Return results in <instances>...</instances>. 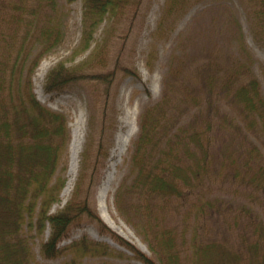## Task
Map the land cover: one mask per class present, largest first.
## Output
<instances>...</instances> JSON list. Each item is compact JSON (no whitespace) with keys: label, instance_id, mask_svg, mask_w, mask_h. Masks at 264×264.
I'll use <instances>...</instances> for the list:
<instances>
[{"label":"trees","instance_id":"1","mask_svg":"<svg viewBox=\"0 0 264 264\" xmlns=\"http://www.w3.org/2000/svg\"><path fill=\"white\" fill-rule=\"evenodd\" d=\"M126 1L82 0L78 49L88 48L99 23ZM189 1L166 0L163 18L181 13ZM246 9L255 30L264 33V0H246ZM229 22L231 27L233 19ZM233 25L236 52L226 67L206 60L201 75L186 64L184 52L176 55L159 98L140 112L129 173L116 187L113 204L150 255L109 227L92 205L97 165L106 149L104 117L94 154L88 142L81 150L70 196L49 211L65 180L68 127L63 112L36 97L30 75L61 41L57 3L0 0V264H43L35 260L24 227L39 236L49 227L40 253L45 258L69 254L59 264H85L81 258L87 255H122V250L87 235L59 246L69 227L83 218L143 264H264V94L241 27L238 21ZM85 60L73 65L57 61L44 75L43 90L58 93L80 79L97 78L82 71ZM94 123L90 113L89 140ZM225 170L254 200L233 210L234 218H242V251L197 234L200 214L216 208L215 202L227 205L200 196L206 179Z\"/></svg>","mask_w":264,"mask_h":264},{"label":"rangeland","instance_id":"2","mask_svg":"<svg viewBox=\"0 0 264 264\" xmlns=\"http://www.w3.org/2000/svg\"><path fill=\"white\" fill-rule=\"evenodd\" d=\"M165 1L127 0L117 7L114 15L106 16L99 23L89 47L80 50L82 0H56L57 19L63 30L61 41L43 55L30 75L36 97L43 104L63 112L68 127L66 165L63 171L65 180L59 199L52 203L49 211L60 208L70 196L78 173L81 150L88 142L89 152L94 154L100 119L104 117V125L107 127L104 139L106 149L97 165V178L90 194L92 205L109 227L150 255L145 243L118 215L113 204V194L121 179L129 173L130 148L138 131L140 112L159 98L170 60L184 52L186 64L198 69L201 75L206 73V60H216L222 68L226 67L236 52V32L232 27L238 21L247 48L254 58L252 70L264 94V33L259 34L255 30L253 20L247 13L246 0H190L181 13L166 14L163 18ZM232 19L230 27L229 21ZM91 51L95 54L86 59ZM59 60L67 65L85 60L82 64L86 65L82 71L95 73L98 77L80 79L58 93L45 92L42 88L44 75ZM90 113L95 117V123L93 138L89 140ZM260 147L264 152V146L260 144ZM240 187L228 170L220 176L213 174L206 179L201 198L221 199L227 205L220 203L217 206L219 202H215L218 209L214 208L198 216V227L195 226L198 228L199 239L204 237V233L232 249H244L239 241L243 232L242 218H234L236 213L233 210L241 204H251L254 200L247 195L246 189ZM25 231H28L36 261L59 264L69 257L65 252L56 258L41 255L40 241L47 237L48 226L42 236L26 227ZM82 235L105 241L123 252L120 256L87 255L81 258L85 264L101 261L143 264L133 258L127 248L120 246L108 235L99 233L95 225L84 218L69 227L58 245H65Z\"/></svg>","mask_w":264,"mask_h":264},{"label":"bare ground","instance_id":"3","mask_svg":"<svg viewBox=\"0 0 264 264\" xmlns=\"http://www.w3.org/2000/svg\"><path fill=\"white\" fill-rule=\"evenodd\" d=\"M101 215L103 216V214L101 213ZM104 217V216H103ZM105 220H107L105 217H104ZM142 246V245H141ZM143 247V246H142Z\"/></svg>","mask_w":264,"mask_h":264}]
</instances>
